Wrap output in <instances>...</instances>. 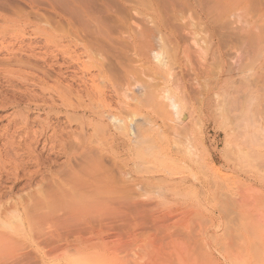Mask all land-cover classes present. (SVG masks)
<instances>
[{"label":"bare ground","instance_id":"6f19581e","mask_svg":"<svg viewBox=\"0 0 264 264\" xmlns=\"http://www.w3.org/2000/svg\"><path fill=\"white\" fill-rule=\"evenodd\" d=\"M83 1L86 2L85 0H77L78 3ZM87 1L88 7L86 11L89 12V16L93 15V13L97 15L95 11L98 7L97 12H99L101 6H96L95 4L94 7L96 8L94 10L92 6V4L97 3V0ZM123 1L146 3L156 12L157 16L152 20L153 28L151 26L149 28L146 25L140 27V29L138 28L139 33L137 32L141 38L139 41L141 40L143 43V49L145 48L147 51L152 50L154 48L153 45L158 41V44L173 48V50L181 48L183 52H186L189 56L191 55L192 58L195 57L196 62L199 61L198 59L202 58L203 54H200L201 50L197 48V45L194 48L196 37L198 36L196 35V30L189 22L192 16L198 19V26L200 24L201 26L199 27H202L206 32L205 34L210 37L211 42L209 41L210 45L208 46L213 45L216 53L218 51V56L216 57L221 62L219 64L228 69H224L226 74L230 73L228 71L230 70L229 62L231 60L230 56L229 58L226 55L224 56L226 54L224 53L225 51L221 52L223 49L227 51L236 45H244L251 53L250 58L264 50V19L262 20V17H264V7L262 8L264 0H100V3L102 2L103 6H105L100 12L106 10L108 14V10L111 9L109 8L110 5L122 4ZM34 3H36L35 0H29L28 4L31 9L35 7L33 6ZM233 3H238L237 6L241 3V7L245 5L250 12H256L260 22H258V25L260 26L255 24L258 27L254 29L253 24L250 29H240L241 27L238 29L236 25H232L233 21L226 19L228 15L224 16V12H230V10L225 9L227 6L230 7V4L234 5ZM119 6L117 5L120 12L116 10L114 14L118 15V12L119 16L122 17L121 13L125 9L121 8V12ZM121 7L124 6L122 5ZM128 9L127 13L129 12ZM248 10L246 11L248 12ZM100 12L99 14L101 15L102 12ZM100 15L94 16L95 19H92L96 32L101 29L100 24L106 21L105 16L99 17ZM186 16L189 19H186ZM75 17L76 14L73 11H71V16L59 15V12L56 11V18L62 19L64 25L70 28L81 26ZM100 18L105 19L101 20ZM124 18L126 19V17ZM127 19L129 18L127 17ZM117 20L119 21V18ZM110 21L108 20V22ZM119 23L117 24L118 26L122 24V22ZM129 23L132 24L131 21ZM128 24H126V28H128ZM118 26L117 28H121ZM154 37L155 40L157 39L155 43H153ZM207 37L205 38L207 39ZM94 40L98 46L104 45L100 43L99 38L94 37ZM1 52H4L0 54V74L3 75L2 79L4 78L3 80L8 84L14 85L16 82L30 83L36 86L39 92L27 90L26 87V90L23 88V91H19V97H16L9 96L5 92V94H2L0 90V107H10L13 111L6 117L7 123L0 128V264H26L27 260L33 257L34 252L29 249L30 246L26 245V242L23 243L24 241L18 242V235L33 237L35 244L41 245V249L37 251H41L43 255L57 254L59 257H66L73 253L79 257L69 264H95L97 262L95 261L97 260L96 257L112 258L110 254H114L116 250V248L114 250L109 247L108 241L110 233L114 230V225L111 223L112 220H122V215L125 216L127 221L136 220L141 216L147 220L150 219L151 222L148 221L156 227L157 222L160 225L168 219H174V222L177 221L175 216L182 214L183 216L180 217H183V219L187 218L189 221L187 226L184 227L182 225L184 227L183 230H181V226H178V229L175 228L177 225L169 227L168 224L170 223H167V225L164 224V231L163 229L161 230L162 225H157L161 227H156L157 229H154L151 225L153 227V229L151 228L152 233L150 228L148 229L150 233L144 231V234L143 231H139L147 235L145 237L148 239H153L158 234L160 236L163 232L164 234L161 237H166L169 242L167 243L168 246L161 245L159 248L155 245L152 247L153 244L150 242V251L142 254L134 251L130 255L132 264H264L263 76L252 80L249 86L250 92L248 94L250 93V98L253 100L250 99L252 102V128L249 127V131L248 129L246 131L249 133L250 140H244L247 142L242 145L243 139L247 137L245 134L246 136L239 140L242 141L240 142L241 144L237 140L236 142L239 144L233 142L234 146H230L233 143H225L227 144L225 148L232 153V157L228 153L231 157H228L230 158L228 161L223 158L225 160L221 167H224L227 173L208 175L206 174V169H203L204 173L202 168H200L202 171L198 169L201 165L196 164V156L190 154V157L193 156L195 158V160L191 158V160L195 161L191 162L196 164V167L199 166L196 170L201 172V174L199 173L200 175L198 172H194L193 169L190 175H184L183 177L179 173H177L179 176H175L176 173H174V176L156 179L139 176L128 178L124 173L120 171L114 173L110 167L102 165L101 152L94 149L86 139H80V130L73 128V125H76L77 120L83 116L88 126L93 125L94 128L98 129L106 128L111 130L114 128V130H120L115 136L113 134L110 135L111 144H116L120 147L123 146L122 144L126 141L125 137L128 134L137 136L141 124L139 125L135 118L142 116L137 108L139 98L133 92L132 100H134V106L131 107L123 103L124 97L127 96V91L131 89V83L127 81L126 77L124 78L126 76L124 74H128L130 70L132 71L135 68L133 65L136 63L133 58L125 55L124 59L126 61L122 60L124 63L118 62L121 65L120 67L122 65L127 66L122 70L124 72V74L122 73L124 76H121L123 79L120 77L117 79L115 76V79L109 83L116 96L117 108L114 109L106 101L103 87L94 78L97 75L106 74L107 69H109L108 65H110L109 61L99 62L95 66V74H91L88 71L78 74L74 67L75 61H66L58 64L56 59H54L55 57L53 60L51 58L52 61H47L48 54L51 55L50 57L53 56L52 52H45V56H42L41 59L45 66L31 64L32 62L30 63L29 61L28 63L23 58L22 61L19 59L21 57L18 56V53L21 52L28 57L38 58L37 52L30 45L26 49H14L13 45L8 43L0 46ZM128 67H130L129 71L127 70ZM167 67L168 64L164 66V71H168ZM158 68H156L157 71L153 69L154 72L156 71L158 75L162 72L161 75L166 76L167 72L164 73L163 69L160 71V68L159 70ZM52 72L55 75H52ZM169 73L168 75L170 76ZM172 74L177 78L174 79L175 81H181L180 79L185 76L181 74V76L177 75L179 77H176V73L172 72ZM168 78L171 79V76ZM221 80V82L219 80L218 83L216 82L209 89L214 91L222 90V87L225 84L227 85L229 81L227 76ZM161 82L164 81L161 80ZM156 84L153 83V85L149 84L146 86L143 92L144 96L150 98L153 93H156V87L158 86ZM80 87L82 88L81 90L78 89ZM154 96L157 95L155 94ZM83 97L91 100L96 99L100 106L93 109L90 105L84 103ZM56 100L58 101L57 104L55 103ZM157 102V104L155 103L156 109L153 107L155 109L154 112H158L159 116L156 114L155 118L159 117L158 120L161 123L158 124L157 119L152 118L153 116L151 117L152 119H147V123L151 125L157 124L160 127L165 125L168 128L167 125H169L171 119L169 117L166 118L167 111L163 105L164 103ZM34 113L36 116L32 117L31 115ZM41 114H44V118L40 117ZM60 115H64L66 119L67 130L59 125ZM166 119L169 123L166 122ZM171 125L173 126V124ZM34 126L38 128H34ZM172 126L171 128L173 129ZM179 128L176 127V130H179ZM240 132H244L243 129ZM232 133L234 134V131ZM227 140L229 142V139ZM199 148L200 150L203 149L202 146ZM210 148L208 149L209 151L212 150ZM205 149L204 147L202 152H205ZM194 153L197 154L196 152ZM51 156L64 157V160L57 165L56 160L52 159ZM189 162L190 160L187 163ZM192 166H189L188 169L191 167V170ZM189 171L187 172L189 173ZM202 172L204 175H202ZM38 176H40V179L32 186L31 182ZM21 181H24L23 184L17 191H14ZM147 185L156 188H159V186L167 187V190L171 193L170 195H173L172 197L176 196L171 201L170 207L166 210H160L158 207L159 202H154L152 199L143 200L138 195H133L137 188ZM178 219L180 220L179 217ZM14 222L18 223L17 226L15 225L16 227L13 226ZM179 222H177L178 225H180ZM171 225L174 224L171 223ZM159 228L161 234L159 233ZM153 230L159 232L156 234V232L153 233ZM142 235L131 229L128 234V242L136 243Z\"/></svg>","mask_w":264,"mask_h":264},{"label":"rangeland","instance_id":"374dc122","mask_svg":"<svg viewBox=\"0 0 264 264\" xmlns=\"http://www.w3.org/2000/svg\"><path fill=\"white\" fill-rule=\"evenodd\" d=\"M85 1L87 3L84 1L78 3L77 0H35L37 4L34 3L33 6L35 7L31 9L28 4L29 0H0V46H4L5 44L8 43L12 44L14 49H18V48L26 49V47L29 45L33 46L35 52H37L38 58L28 57L26 54L21 52L18 53V56L21 57L19 59L22 60L23 58V60H26L27 62L28 61L30 63L32 62L31 64H36V65L38 64L40 66H45L44 62H42L41 59L43 55L45 56V52L47 53L52 52L53 56L50 57L51 55L48 54L47 61L49 62L52 61L54 57H55L54 59H56L58 64H61V62L64 63L66 61H75L76 66L74 65V67L76 68L78 74L85 73L86 71H88L91 74H95L96 72L95 66L98 65L99 62L104 60L109 61L110 62L109 64L112 67L108 65L109 68L107 69L108 73L106 72V74H101L100 76L97 75V77L95 76L94 78H96L95 81L99 82L100 86L103 87L102 89L105 93L106 101L109 104H111V106L114 109L117 108L116 96L114 95L111 85L109 83L110 81L115 79L114 78L115 76L117 79L119 77L123 79V77L121 76L126 75L124 76V78L126 77V79H128L127 81L131 83L130 86L131 89L127 91V96L124 97L125 99L123 103H125L126 105H130L131 107L134 106L133 105L134 100H132L133 92L135 96L137 95V97L139 98V103L137 105V108L139 114H141L142 116H138L135 118L137 119L139 125L141 124L137 136L128 134L127 137H125L126 141L122 144L123 146L120 147L117 146L116 144H111L110 142V137H111L110 135L113 134V136H115L120 132V130H114L113 126H111L113 128L111 130H108L106 128H102V129L94 128L93 125L88 126L83 116L77 120L76 125H73V128H77L78 131L80 130L79 133L80 139H86L87 142H90L91 146L94 149L101 152L102 154L101 164L110 167L114 173L120 171L124 173V175H126L128 178L139 176L144 178L156 179L159 177H169L172 176L174 173H176L175 176L177 175L179 176L180 174V176L183 177L184 175L185 176L190 175V172H193V169L194 172L196 171V173L198 172V174L199 173L201 174L199 170L198 171L196 170L199 167V166L196 167V164L201 165V167H199L198 169L200 168H202V170L206 169L207 172L206 174L208 175H215V173L219 174L222 172L227 173L225 168L221 166L224 163L225 159H226L225 161H228L232 157L231 156L232 153L225 148L227 147V144L225 143L232 144L233 142H235L239 144L240 142H242L239 140L241 138L243 139L246 135L247 137L243 139L242 145H244V143L250 140L248 128L251 127V123H252L251 121L252 98H250L249 95L250 93L248 94V92H250L249 86L252 80L260 76L264 77V73H263L264 50H261L260 51L261 53L260 52L258 53L259 55L258 54L255 56L253 55L254 57L252 58L249 57L251 53L247 50V47L244 45H236L233 48L231 47V49L227 51L226 49H223L222 51L220 50L221 52L225 51L224 53L226 54L223 53L224 56L226 55V57L228 58L230 56L231 61L229 59L228 60L230 61L229 64L232 68L229 66L231 71L229 70L228 73L229 72L230 73L226 74L225 70L228 69L222 67V65L219 64L221 62L219 61V58L216 57L218 56V51L216 53L215 51L216 49L214 48L213 45L210 47L208 46L210 45L209 43L210 37L208 36V34L207 35L205 34L206 32L205 30L202 29V27H199L201 26L200 24L198 26L199 22L196 17L192 16L189 22L191 26L196 30V35L200 37V38L196 37L197 38L195 42L196 44L194 46V48H196L197 45V48L201 50L200 54L201 53L203 54L202 58L200 57V59H198L199 60L197 61L198 63L195 61V57L192 58L191 55L189 56L186 52H183L181 48L177 50L175 48V50H173V48L158 44L157 43L158 41L156 42L157 39L155 40V37L153 38L154 40L153 43L156 42L153 45L154 50L150 49L149 51H147L145 48L143 49L142 46L143 43L141 40L140 41L142 44L139 41V39L141 38L138 34L139 33L138 30L140 29V27L146 25L148 27L151 26V28H153L152 20H154V18L157 16L156 12L148 4L146 3L142 4L141 2L139 3L138 1L136 2L126 1L128 4L124 1L122 2V4L115 3L118 6L120 5L119 9L121 8L125 9L123 10V12L121 9V12L124 13V15H122L121 13L122 17H120L119 16L120 14L118 12H117L118 15L114 14L116 13V10H118L117 5H115L117 9L114 5L112 6H114L115 8L114 7L112 8V6L110 5L109 8H111L110 9L111 11L108 10L109 9L108 8L107 9L109 12L108 14L106 13L107 12L106 10H103L101 11L103 15L102 14L100 15L99 14L100 10H102V8L104 9L105 6H103L102 2L100 3V0L99 2L97 0V3L92 4L93 10L94 8H96L94 7L95 4L96 6L98 5L101 7L99 8V12H97L98 9L97 7L95 11V14L97 15H94V13L93 15L94 16L100 15L99 17L105 16L107 23L105 20H104L105 23L101 21L102 22L100 24L101 29L98 30L99 32H96L97 30H94L96 28L95 24L92 22V19L94 20L95 17L93 15L89 16V12L86 11L88 7V1L87 0ZM241 3L239 4L240 6L239 5L237 6L238 3L237 4L233 3L235 5V7L233 8L232 6L234 5L230 4V7L227 6L228 8L226 7L225 10H230V12L225 11L226 13L224 12V16L228 15L226 19L233 21L232 25H236L238 29L240 27H241L240 29L242 28L250 29L251 27H253V24H254V29L255 28L257 29V27L260 25H258L259 20L257 18L256 12L255 13L254 11L250 12L245 5L244 7H241ZM122 5L124 7H121ZM262 5L263 8L264 4ZM125 7L127 9L129 8L128 13ZM246 10H248V12H250L251 14L248 13ZM56 11L59 12V15H70V16H71V11H73L76 14L75 19H77L80 22L81 26H79L78 28H70L64 25L62 19L59 20L56 18ZM61 11L63 12L61 13ZM104 11L105 13H103ZM118 11L120 12V10ZM117 16L119 18V21L117 20L118 18H116ZM124 17H126V19L127 17L129 19L131 18L130 21L132 24L130 23L128 24V22H130L129 19H127L128 20L127 21ZM105 18H100V19L103 20ZM187 18L189 19V17L186 16V19ZM255 18H257L256 21H254ZM54 19L55 21L53 22ZM263 19L264 17H262V20ZM108 20L111 21L108 22ZM117 22L118 23L122 22L121 25L123 27H125L126 24H128L127 25L128 28L126 27L123 28L121 25L118 26ZM133 23L135 24V26H133L134 25ZM255 24H257L258 26ZM117 26L121 28H117ZM129 26L132 27L130 28ZM261 27L263 28V26ZM133 30L134 32H132ZM94 37L99 38L100 43H103L104 45L98 46L94 40ZM205 37H207V39ZM3 53L4 52H1L0 54ZM210 53L212 54L209 55ZM125 55H128L129 57L133 58L134 62L136 63V64L134 63L135 65H133L132 63V65L135 68L132 69V71L130 70L129 72L130 74L129 73L124 74V72H122V70L125 69L126 65H122L123 67L122 69V67H120L121 65L118 64V62L126 61L124 59ZM136 59L138 60V62ZM213 59L215 60V62ZM185 62L186 64L184 65ZM167 64L168 67L170 66L169 68L167 67L168 71L171 68V70L169 71L170 73L166 70L164 71L163 69L164 66H167ZM175 64H177L178 66L177 65L175 66ZM156 65L160 68V71H162L163 69L164 73L167 72L166 76L168 77L171 76V79L168 77L167 79L165 75L162 76L161 75L162 72H160L159 73L160 75H158V73L156 72L157 71L156 68L158 67ZM118 67H120L121 69ZM142 68L144 71L142 70ZM128 69H130V67H128L127 70ZM153 69L156 71L154 72ZM149 71H153V72H149ZM181 71L182 73L183 72L184 73L182 74ZM172 72L176 73V77L181 76V74L185 76L182 79H180L181 81L179 80L175 81L174 79L177 78L173 76L174 74H172ZM168 73L170 74V76L168 75ZM262 73L263 75H261ZM51 74L55 75L53 72ZM226 76L228 77V81L230 85H228L229 83L227 85L225 84V86L222 87V90L218 89L219 91L217 90L214 91L212 89H209L213 86V84H216V82L218 83L219 80H220L219 82H221L222 81L221 79H224ZM2 77L3 75L0 74V90L2 94L5 92L8 93L7 95L9 96L19 97V91L21 90L23 91L26 87L27 90L29 89L39 92V89L30 83L25 84L21 82L20 83L14 82L15 85L8 84L6 81L3 80L4 78L2 79ZM155 77L156 78L158 77V79L165 78L166 80L161 79L162 81H164L161 82L160 79L158 80ZM153 83L154 84L157 83L156 86L158 85L156 87L157 88V91H155L156 93H153V95L156 94L157 96L153 97V95H151L152 97L150 96V98L149 97L147 98V96H144L143 94L144 88L149 84L153 85ZM182 85L185 87H183ZM14 88L18 90L16 91V89ZM78 89L81 90L82 88L80 87ZM82 100L84 101V103L90 105L93 109L100 106L97 103L96 99L91 100L87 97H83ZM157 101H160L162 104L164 103L163 105L165 107V110L167 111L166 118L169 117L172 120V121L170 120L169 123V121H167L166 119V122L169 123L170 125V127L169 125H167L169 129L165 127V125H162L160 127L157 124L151 125L147 123V119L151 118L152 116H153L152 118L157 119L158 124L161 123L158 120L159 117L155 118V115L158 113V112H154L156 109V104L158 103ZM55 103L57 104L58 101L56 100ZM153 106L155 107V109ZM12 112L13 111L10 107H3L0 109V128H2L7 123L6 117ZM31 116L35 117L36 114L34 113ZM157 116L159 115L157 114ZM40 117L44 118V114H41ZM171 124H173V126ZM59 125L61 126V128L67 130L68 126L64 115L59 116ZM171 126L173 127V129L171 128ZM176 127L178 128L182 127L183 129L179 128V130L178 129L176 130ZM34 128H38V127L34 126ZM242 129L245 133L242 132L244 134L239 135L242 134L240 132L242 131ZM247 129L248 131H246ZM232 131H234V134L232 133ZM235 132L237 133L235 134ZM227 139H229V142ZM236 140L239 141V143L236 142ZM200 144L203 147L202 149L203 151H204V147L206 148L205 152H202V150H200L199 148L201 147ZM230 146H234V143ZM209 148L210 150L212 149L213 151L212 150L209 151L208 150ZM196 150H198L199 152ZM194 152H196L198 155L195 154ZM208 153L211 155H209ZM228 153L230 154L231 157L229 156ZM190 154L196 156L195 158L197 159L195 160L193 156L190 157ZM225 155L228 156L226 157ZM51 158L56 160L57 165L64 160V157L51 156ZM191 158L194 159L197 163L196 164L192 163L195 161L191 160ZM223 158L225 159L223 160ZM189 160L190 162L187 163ZM207 161H209L210 163ZM188 165L189 166L193 165L191 169L192 171L190 170L191 167L188 169L189 167ZM210 166L215 169H212ZM215 170L217 171L215 172ZM187 171H189V173ZM204 173L202 175H204ZM39 177L40 176L34 178V180L31 182L32 186L33 184L36 183L38 179H40ZM23 182L24 181H21V183L17 185V187H15L14 191H17L19 187L23 184ZM135 191L136 192L132 194L138 195L139 198L143 200L152 199V201L154 202L155 201L159 202L158 207L160 210H166L167 208H169L172 203L171 201L173 200L174 197H176V196L172 197L173 195L172 196L170 195L171 193H169L167 187L159 186V188H156L154 186L147 185V186H142L139 189L137 188ZM122 216H123L122 220H116V221L112 220L111 222L114 225L113 226L114 230L110 233V236L108 237L109 247H111L114 250L116 248L114 254H110L112 258L108 259L107 257L105 258L96 257L97 260L95 261L97 262H95V264H132V261L130 260V255H132L134 251H137L139 254H142L144 252H149L151 249V244H153L152 247H154L155 245L158 248L161 245L168 246L167 243L169 242V239H167L166 237L164 238L161 237L164 234L163 232L161 234V230L165 225H167V223H170L168 224L169 227L170 226L174 227L177 225L175 228H178V226L182 227V225L185 227L189 224L187 218L183 219V217L182 218L180 217L183 216V214L180 216L179 215L175 216V220L177 218V221L173 222L174 219H168L167 221L163 222V224L161 223L162 226L160 225L159 222H157L158 224L157 223L156 224L160 225L162 228L160 226L155 225L156 227H160L161 230L160 228H159L160 232L157 230L156 231L153 230V233L156 232L157 234L159 232L161 235L160 236L159 234L156 236L154 235L155 237L153 239L151 238L148 239L147 237H145L147 235L144 234L145 232L152 233V229L154 227L152 223H150L151 222L150 219H148L150 221L149 222L147 219L140 216L141 219L140 217H138L136 220L127 221L125 219V216L124 215ZM178 217L180 218V220L178 219ZM177 222H179L180 225H178ZM181 222H183L184 224ZM14 223L13 226L16 227L18 223L15 224ZM171 223L174 225H171ZM156 227H154V229H157ZM184 227L180 229L183 230ZM149 228L150 229L152 228L150 232L148 230ZM131 229L135 232H138L141 235L144 233L142 237L139 238L140 240L137 241L136 243L128 242L129 240L128 234L129 232H131ZM139 231H143V233H140ZM17 239L18 242H23V241H24L23 243L26 242V245L30 246L29 249L32 252H34L33 257H30L27 260L26 264H69L70 262H72L73 260L79 257L73 253L69 254L66 257H59L57 256V254L43 255L41 251H37L41 249V245L35 244L36 242L33 237H29V236L23 237L21 235H18ZM150 242L152 243L150 244Z\"/></svg>","mask_w":264,"mask_h":264}]
</instances>
